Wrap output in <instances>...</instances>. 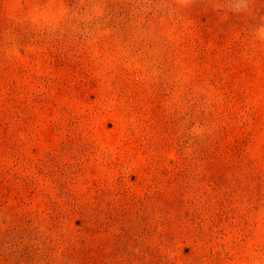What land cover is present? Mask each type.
Wrapping results in <instances>:
<instances>
[{
  "label": "rangeland",
  "instance_id": "1",
  "mask_svg": "<svg viewBox=\"0 0 264 264\" xmlns=\"http://www.w3.org/2000/svg\"><path fill=\"white\" fill-rule=\"evenodd\" d=\"M0 264H264V0H0Z\"/></svg>",
  "mask_w": 264,
  "mask_h": 264
}]
</instances>
